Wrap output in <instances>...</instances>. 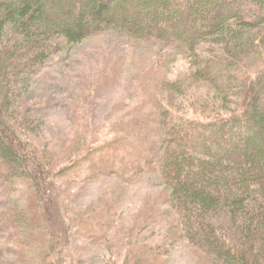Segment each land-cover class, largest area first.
I'll return each instance as SVG.
<instances>
[{"label":"trees","instance_id":"16d2710c","mask_svg":"<svg viewBox=\"0 0 264 264\" xmlns=\"http://www.w3.org/2000/svg\"><path fill=\"white\" fill-rule=\"evenodd\" d=\"M243 1L0 0V178L8 189L19 179L36 180L47 212L56 174L133 184L158 176L169 191L175 236L204 264H264V0H253L260 11L249 17ZM109 35L136 50L196 56L209 45L213 52L176 80L167 74L170 54L126 59L125 66H137L129 92L139 103L115 133L107 124L96 130L92 120L73 140L42 146L36 116L44 103L31 105L20 90L56 60ZM76 105L79 122L90 117L87 104ZM114 211L103 202L81 214L84 225L101 231L93 234L98 242L111 236ZM25 219L0 215V232L20 230ZM48 225L55 258L50 253L47 264H68L53 221ZM148 248L126 254L125 264H165L161 247Z\"/></svg>","mask_w":264,"mask_h":264},{"label":"rangeland","instance_id":"374dc122","mask_svg":"<svg viewBox=\"0 0 264 264\" xmlns=\"http://www.w3.org/2000/svg\"><path fill=\"white\" fill-rule=\"evenodd\" d=\"M239 7L246 17L255 9L260 11L253 0H244ZM212 52L209 45L203 46L196 56L152 47L136 50L124 37L102 36L47 66L20 91L31 105L44 103V110L36 116V133L40 144L51 149L73 140L80 127L92 120L96 130L107 124L115 133L114 129L138 106V97L129 92L137 66L133 62L125 66L126 59L143 57L151 62L170 54L173 61L168 65L167 74L176 80L195 70L197 63L209 58ZM115 65L123 67L113 78ZM261 100L264 103V97ZM79 101L89 106L90 116L81 122L79 113L74 112ZM228 108L232 109L233 105ZM111 136L116 138L114 134ZM86 178L77 179L68 173L53 176L57 185L56 200L46 212L40 204L36 180L19 179L10 190L2 175L0 215L26 213L28 219L23 221L20 230L12 226L0 232V264H28L29 261V264H47L50 253L55 258L49 246L53 236L49 221H53L60 248L67 249L68 264H125L129 261L126 254L135 256L138 250L151 246L161 247L163 259L160 257L165 264H204L192 246L175 236L168 214L172 211L167 201L169 191L158 176L148 175L134 184L118 176L90 181ZM103 202L117 210L118 221L111 236L98 242L93 234L101 231L94 233L92 227L84 225L81 214L92 212ZM20 259L23 263H19ZM53 262L48 258L49 264ZM55 262L60 263L59 258Z\"/></svg>","mask_w":264,"mask_h":264}]
</instances>
